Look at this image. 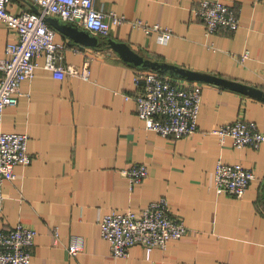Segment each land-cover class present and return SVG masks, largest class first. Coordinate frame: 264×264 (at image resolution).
Here are the masks:
<instances>
[{"label":"crops","instance_id":"1","mask_svg":"<svg viewBox=\"0 0 264 264\" xmlns=\"http://www.w3.org/2000/svg\"><path fill=\"white\" fill-rule=\"evenodd\" d=\"M198 1L95 0V7L124 18L107 37L145 58L264 91V0H219L239 24L234 32L211 34L193 11ZM9 10L37 8L35 0H11ZM135 20L158 24L170 39L160 43L155 32L132 27ZM48 24L55 41L68 46L62 65L81 70L88 61L89 78L57 79L39 57L34 77L21 84L17 105L6 108L0 121V132L29 136L31 163L16 166L15 179L3 184L0 229L22 223L36 230L31 264H264V143L237 148L213 133L243 118L264 134V100L195 82L202 85L198 130L177 140L160 136L145 128L135 102L126 99L136 92L135 74L153 70L123 60L105 37L98 36L94 48L84 47ZM16 41L0 23V59ZM218 161L253 171L242 197L216 193ZM140 164L147 176L131 186L124 171ZM160 197L186 234L165 249L154 248L149 258L139 245L128 257L115 258L101 238V217L139 213ZM75 240L82 248L73 257L68 247Z\"/></svg>","mask_w":264,"mask_h":264},{"label":"built area","instance_id":"2","mask_svg":"<svg viewBox=\"0 0 264 264\" xmlns=\"http://www.w3.org/2000/svg\"><path fill=\"white\" fill-rule=\"evenodd\" d=\"M35 3L36 11L12 13L9 10L11 0H0V23L17 38L16 42L7 44L5 56L0 59V121L6 108L17 105L21 84L34 77L39 57L44 58L43 68L50 70L57 79L66 76L89 78L88 61L81 70L62 65L68 46L55 41L56 32L46 17L55 16L101 37L109 36L111 27L124 21L115 13L98 10L95 0H35ZM193 11L210 34L218 30L234 32L238 28L236 13L219 0H199ZM132 27L141 28L145 34L155 32L160 43H166L171 37L169 30H163L158 24L135 20ZM261 79L264 85V74ZM134 84V96L126 99L135 102L136 114L147 130L174 140L198 130L201 84L182 83L155 71L137 72ZM213 133L221 143L230 138L237 148H258L264 143V134L256 124L243 118L223 124ZM28 139L27 133L0 132V211L4 201L3 184L15 179L16 166H27L32 161L27 149ZM147 173L144 164L124 171L131 186ZM254 178L253 171L240 164L218 161L214 169L218 195L242 197ZM99 226L101 238L110 244L115 258L128 257L130 248L136 245L142 246L149 258L154 248L165 249L169 242L182 238L187 232L184 223L171 215L164 197L150 202L139 213L109 212L101 217ZM36 235V230L22 223L9 230L0 229V264H31ZM81 248L82 242L75 240L68 252L74 257Z\"/></svg>","mask_w":264,"mask_h":264},{"label":"water","instance_id":"3","mask_svg":"<svg viewBox=\"0 0 264 264\" xmlns=\"http://www.w3.org/2000/svg\"><path fill=\"white\" fill-rule=\"evenodd\" d=\"M46 21L81 46L94 48L101 41L98 36L92 35L88 30L80 29L72 23L61 21L59 18L48 16L46 17ZM104 42L123 60L140 69L153 70L172 78L184 79L190 82L212 84L264 100V91L255 86L235 82L218 76L193 72L164 62L152 61L150 58H145L138 54L128 44L114 41L108 37H105Z\"/></svg>","mask_w":264,"mask_h":264}]
</instances>
